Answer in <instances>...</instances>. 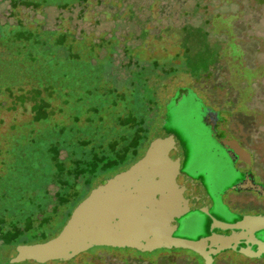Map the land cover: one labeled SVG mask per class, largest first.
Returning a JSON list of instances; mask_svg holds the SVG:
<instances>
[{
  "label": "rangeland",
  "instance_id": "1",
  "mask_svg": "<svg viewBox=\"0 0 264 264\" xmlns=\"http://www.w3.org/2000/svg\"><path fill=\"white\" fill-rule=\"evenodd\" d=\"M183 28L187 50L198 51L194 66L184 56ZM65 33L68 44L59 50L54 43ZM233 55L257 71L252 85L231 65ZM213 61L223 68L210 78L219 73L221 82L249 86L253 100L245 106L263 123L264 0H0V227H31L24 237L32 238L43 224L53 235L45 247H0V264H169L162 250L111 245L61 261L54 239L103 180L144 157L179 90L199 97L194 68L205 75ZM202 95L217 100L215 111L229 108L227 89ZM220 114L230 122L228 133L259 156L242 161L231 181L246 171L261 183L264 127L250 135ZM172 130L186 150V172L207 178L196 165L198 141L179 122ZM256 210L247 205L242 212Z\"/></svg>",
  "mask_w": 264,
  "mask_h": 264
},
{
  "label": "water",
  "instance_id": "2",
  "mask_svg": "<svg viewBox=\"0 0 264 264\" xmlns=\"http://www.w3.org/2000/svg\"><path fill=\"white\" fill-rule=\"evenodd\" d=\"M178 94L169 105V108L173 106L172 115L166 116L144 157L126 171L102 181L76 207L54 239L57 248L54 258L68 261L94 248L110 245L141 253L187 248L208 250L212 256L231 250L250 259L264 258V215H245L232 223L214 218L207 187L185 170L186 150L172 130L173 124L182 115L196 121L200 137L196 165L203 170L206 181L210 176H218L219 170L230 164L236 170L239 160L250 164V155L228 133L219 111L204 104L192 89L179 90ZM175 109L179 113L177 118ZM203 154L210 157L209 163L201 161ZM230 190L252 192L264 198V184L257 183L252 173L232 181L223 194ZM196 192L207 204L200 201ZM193 213L209 218L211 230L232 231L247 239L214 233L199 239L178 236L183 220Z\"/></svg>",
  "mask_w": 264,
  "mask_h": 264
},
{
  "label": "trees",
  "instance_id": "3",
  "mask_svg": "<svg viewBox=\"0 0 264 264\" xmlns=\"http://www.w3.org/2000/svg\"><path fill=\"white\" fill-rule=\"evenodd\" d=\"M183 33H184V37H183V41H182V43H183L182 48H183L184 56L188 55V58L191 60V65L194 66L197 64L196 63L197 59H195V55H193V54H195V52H198V51H192V54H191L189 51L190 50L189 47L187 50V46H188L187 45V37H188L187 35H190V34H189L187 28H183ZM67 36H69L68 33H65L64 35H62L61 39L57 40V42L54 43V45H56L59 48V50L61 48L67 46V44H68ZM194 46L192 45V47H194ZM207 49H208V47H207ZM199 51H202V50H199ZM206 53L207 54L209 53V49L207 50ZM182 56H183V54H182ZM207 57H209V56H207ZM213 62L214 63L210 64L207 67V69H205L203 71V72H206L207 75L206 74L202 75L203 73L202 74L200 73V71H201L200 67L194 68L195 70L197 68L198 70H196V71H199L196 74L194 73L195 75H193V79H195L198 82L196 89H197V91H199V93H198L199 98L204 102V104H206V105L208 104L207 106L215 108V105H213V104H214V101L217 102V100H215V99L213 100L212 98L205 97V96L203 98L202 93L205 90L212 91V90H214V88L227 89V98L224 101H225V103H227L229 108L228 109L222 108L219 111L223 114L226 113L225 115H227L231 118V125L237 126V125L241 124L244 127V129L249 132L250 135L257 133L260 127H264V122L261 124H258V116L257 115H259L260 113L257 111H254V110L250 111V109L246 108V106H245L246 104H249L253 100V97L250 94V87L247 86L243 89V88H238L237 86L234 85V83H231V85H228V84H226V82H221V81H219V73H217L218 74V78H217L218 80L217 81H215L213 78H210V76H211L210 73H212L214 71L221 72L222 68H223L221 65V62H219V64H217L216 61H213ZM216 65L219 66L220 70L216 69ZM231 65H233L234 68L236 69V71H238L240 78L247 79L249 81V85H252L254 83L255 79H257V75H258L256 73L257 71H255L254 69H251L250 67L244 66L242 60L239 59L238 56H235V55L232 56ZM168 72H170V73L173 72L172 74L176 75L177 73H179V69H175L173 67V68L169 69ZM211 80H212V82H211ZM71 94H73V93L71 92ZM195 94H197V93H195ZM75 95H78V94H75ZM186 95L187 94H185V96ZM157 97H158V95H157ZM186 97L188 99H190V96H186ZM239 103H240L241 108L237 113H234L233 111H234L235 107L237 105H239ZM171 104H172V101H170L167 104L166 109H168V110L166 111L165 118H166V116L169 117L170 115H172L171 111L173 109V106L172 107L170 106V108H169V105H171ZM242 109H244V111ZM225 117L226 116H223L222 120L224 121L225 125L228 126L230 124V122H229V120L226 119L227 117L226 118ZM164 121H165V119H164ZM179 123L181 124V126L187 128V130L192 133V135L196 139V141L199 142L200 137L197 133V132H199V130H198L199 128L197 126L196 121H194L192 118L187 119L186 115H182L179 118ZM141 131L142 130L138 131L137 138L140 137ZM259 136L263 137V140H264V133H259ZM231 137L235 138V132L231 131ZM137 138H136V140H137ZM235 139L240 144L241 148L244 149V151L250 155L251 159L257 161V159L259 158L257 152L248 148L246 146V144L241 139H239V138H235ZM132 145L133 146L136 145V141H134L132 143ZM139 151H140V149H137V150H135L134 153L137 154ZM202 160L205 163H209L211 159H210V157L207 156V154H203V156H201V161ZM256 177L260 180V177H258V176H256ZM260 182L264 184L263 179L260 180ZM70 217H71V215H70ZM44 227H45V225H43V224L39 226V228H38V229H40L39 234H35V232H32V235H33L32 238H28V237L26 238V236L24 237L25 233L26 234L31 233V231H32L31 227H26V228L22 229L20 227L15 226L12 229L5 231V232L3 231V228L0 227V247L13 248V249L17 250L18 247H21V246H22L21 248H25L27 246L32 247V246H35L37 243H40L44 246V243L49 241V239H51L50 237L53 236L51 231L48 232L46 230H43ZM9 260L10 259H7V261H5L1 264H9ZM26 261H27V259H26ZM42 263H45V261H43Z\"/></svg>",
  "mask_w": 264,
  "mask_h": 264
},
{
  "label": "flooded vegetation",
  "instance_id": "4",
  "mask_svg": "<svg viewBox=\"0 0 264 264\" xmlns=\"http://www.w3.org/2000/svg\"><path fill=\"white\" fill-rule=\"evenodd\" d=\"M233 139L236 140L234 137ZM241 162V160L238 161L236 170L231 169V164L225 168L222 167V169L219 170L218 176H210L209 179H207L209 181H206L204 176L195 177L201 179L207 187L213 203V207L210 211L212 216L218 221L232 223L237 221L238 217L245 215H264V198L257 194L252 192L234 193L231 192V190L223 194V190L226 186L231 185V175L236 173L235 171H238V168L240 169ZM246 173L251 172L245 171V174ZM196 194L203 204H207V201L199 195V192H196ZM250 197L253 199H250ZM247 205L256 206L257 210L255 212H242ZM182 223V229L177 235L186 238L199 239L208 237L214 233L221 236H233L239 240L247 239L245 235L240 233L220 231L218 229L211 230L210 219L197 213L191 214L188 218H185ZM213 246H216V244H213ZM182 251L187 252L190 256L181 254ZM162 252L167 254L165 258L169 264H174L172 263L173 259H176V262L182 261L181 264H196L198 259L201 260L202 264H264V258L261 260L250 259L231 250L222 252L217 256H212L208 250L194 251L187 248L162 250Z\"/></svg>",
  "mask_w": 264,
  "mask_h": 264
}]
</instances>
